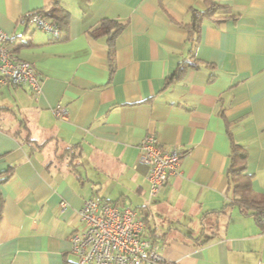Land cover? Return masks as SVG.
Listing matches in <instances>:
<instances>
[{
    "label": "crops",
    "instance_id": "1",
    "mask_svg": "<svg viewBox=\"0 0 264 264\" xmlns=\"http://www.w3.org/2000/svg\"><path fill=\"white\" fill-rule=\"evenodd\" d=\"M219 1L191 34L209 0H60L69 34L50 41L24 17L51 0H0V29L42 88L0 84V264H76L89 198L132 208L168 264H264V228L229 179L240 145L264 201V0ZM150 135L183 152L156 197L139 161Z\"/></svg>",
    "mask_w": 264,
    "mask_h": 264
},
{
    "label": "built area",
    "instance_id": "2",
    "mask_svg": "<svg viewBox=\"0 0 264 264\" xmlns=\"http://www.w3.org/2000/svg\"><path fill=\"white\" fill-rule=\"evenodd\" d=\"M29 25L49 36L59 31L42 14L27 15ZM14 36L0 29V84L8 87H27L33 94L42 91L41 79L35 66L12 52L7 42ZM58 118H66V110L59 104L54 108ZM139 161L148 166L147 180L150 196L156 197L170 177L178 174L183 152L177 148L166 150L154 135L145 137L139 145ZM66 204H62L64 209ZM83 228L70 236L71 250L76 264H168L157 253L153 242L143 237L146 224L137 219L130 207L97 198L87 199L79 211ZM264 228V213L259 217Z\"/></svg>",
    "mask_w": 264,
    "mask_h": 264
},
{
    "label": "trees",
    "instance_id": "3",
    "mask_svg": "<svg viewBox=\"0 0 264 264\" xmlns=\"http://www.w3.org/2000/svg\"><path fill=\"white\" fill-rule=\"evenodd\" d=\"M59 4L60 0H51L49 6L30 12L31 15L42 14L45 19L56 25L59 33L56 36H50V41H64L69 34V14L63 8H61ZM222 9H225V6L220 3L219 0H209V8L205 11L193 10L191 13L190 23L186 25L191 30V34L199 32L201 23L205 18L215 15L217 11ZM24 21L28 26H30L29 17L25 16ZM102 30V28L98 29V31ZM16 39L17 37L14 36L7 42V47L12 52H15L16 50L12 47ZM197 41L198 40L196 38V42ZM185 64L191 65L189 61H185L184 65ZM182 67L183 66H180V69L176 75H180ZM246 158V152L240 145L233 146V152L231 155L232 166L229 172V179L232 184L234 196L232 203L233 205L238 206L242 213L246 215H253L259 219L260 215L264 213V201L256 200L253 197L251 188L252 177L251 175L245 173ZM11 173L12 171H8L6 174H2L0 176V184L5 183L9 179ZM1 204L2 203L0 200V205Z\"/></svg>",
    "mask_w": 264,
    "mask_h": 264
},
{
    "label": "rangeland",
    "instance_id": "4",
    "mask_svg": "<svg viewBox=\"0 0 264 264\" xmlns=\"http://www.w3.org/2000/svg\"><path fill=\"white\" fill-rule=\"evenodd\" d=\"M2 87H5V86H2ZM7 88V87H6ZM12 88V87H11Z\"/></svg>",
    "mask_w": 264,
    "mask_h": 264
}]
</instances>
